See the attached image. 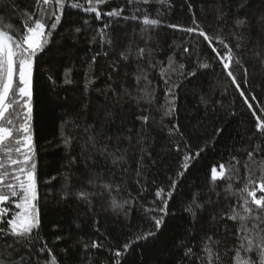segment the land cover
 <instances>
[{
    "label": "snow or ice",
    "instance_id": "obj_1",
    "mask_svg": "<svg viewBox=\"0 0 264 264\" xmlns=\"http://www.w3.org/2000/svg\"><path fill=\"white\" fill-rule=\"evenodd\" d=\"M185 2L187 3V0ZM249 4L250 0L237 2L234 27L240 31L232 33L233 39L237 41L245 39V28L249 31L251 29L247 17L240 18L238 15ZM153 6H156L155 18L151 11ZM173 7L172 0H119L118 3L117 0H29L28 5L21 8L15 0H0V264H32L33 256L29 254L33 245L37 243L40 245L37 252L41 256L47 253L49 259L42 261L36 257V264H59L58 258L49 248L41 232L40 179L33 126L34 70L35 61L49 46L64 16L73 10L89 17L83 20V26L94 32L89 43H99L101 48L85 70V92H88L98 79L92 74L97 57L100 55L107 57L115 45V27L132 23L135 30L139 26L141 38L146 45L151 44L152 30L161 26L184 34L181 44L174 40L175 47L169 45L166 60L156 58L155 49L150 46L138 47L135 52L128 46L119 53V59L110 65L112 71H118L121 61L125 64L131 60L136 61V70L132 73L135 92L132 88L122 87L123 96L133 101L141 113L136 117L141 127L136 130L135 144L132 143V129H129L128 135L124 137L129 145L138 147L135 178L132 181L137 189L135 194L128 179L131 170L129 148L115 147L114 150H110L112 145L107 141L101 143L97 134H94L95 130L91 124L81 125L74 121H66L61 127V144L71 157L67 162V170L62 174L65 180L62 199L72 196L79 203L85 204L89 212L95 210L96 201L99 200L102 206L106 205L105 211L110 209L114 215L122 214L128 222L132 210L136 209L141 213L142 223L150 222V227L141 228L133 238L128 239L120 248L114 249L108 243L106 234L101 232L99 221L94 220L93 228L99 236L91 239L90 243L81 236L78 243L82 244L84 252L89 253V249L103 250L112 256L110 264H125L134 246L146 244L157 238L166 226L168 216L174 215L170 213L169 204L182 178L215 139L214 137L213 141L195 152L192 151L185 134L173 121L178 111L177 90L185 81L202 74L201 70L212 68L211 60L214 59L219 61L227 79L235 86L243 98V103L251 112L255 131L250 139L255 137L259 143L247 151L243 177L240 176L239 161L236 157H230L228 162L215 163L210 169V191H216L218 182L228 181L224 189L225 199L232 198L233 202L228 205L227 212L221 211L219 220L215 213H210V219L214 224L231 221L236 225L234 231L227 224L224 225V231L232 240L231 245H226L221 251L219 228H214L212 232L200 237L198 251L195 250L196 242L193 241L188 246V238H185L179 242L184 248L179 264H225V258L227 264H264V103H257L254 108L250 100L256 101L257 97L251 92L246 95L243 90L248 87L247 68L237 54L242 44L237 43L233 48L220 34V30L210 33L194 13L188 26L163 19L165 11L171 12ZM188 10L192 12L190 3ZM5 12L8 15H5ZM13 13H19L16 18L18 24L14 22ZM227 16L223 5H218L217 20L224 21ZM93 19L100 22L94 29ZM260 19L264 20V16ZM74 31L80 33L82 28L76 27ZM204 42H207V49H210V52L201 47ZM106 45L109 51L105 50ZM193 52L196 53L197 59L193 61L195 67L189 70L184 59L191 57ZM255 56L264 60V50H257ZM141 61H146L147 67L143 66ZM237 66L244 71L243 88L233 70ZM72 72V68L65 70V84L74 83ZM153 73L158 74L160 81L163 82L162 102L159 95L161 85L154 82ZM111 79L109 75V80ZM107 89L113 92L117 100L122 98L121 93H117L112 84H108ZM202 102L207 103V100L202 98ZM153 111L159 114V120ZM166 119L170 126L165 123ZM150 124L166 128L169 137L175 140V150L184 152L178 162L175 177L168 176L169 183L166 187L159 184L155 178L148 177L151 166L145 163V158L151 159L153 165L156 163L149 151L151 143L146 135ZM222 131V128H216V136ZM81 134H84L86 139L80 145L79 153L72 155L73 144ZM110 139L109 137L108 140ZM97 155L104 160L102 166L96 159ZM109 161L111 168L107 166ZM81 164L87 178L79 187L70 190L71 177L77 175L72 168ZM80 178L81 175H77V179ZM55 179L56 177L52 176L45 183H51ZM241 180L242 185L234 187V182L239 183ZM149 185L156 186L155 199L144 204L143 198L149 192ZM216 196V200L209 198L201 202L199 193H194L192 199L184 206V211L193 221L192 227L188 230L189 237L195 233V222L199 214L203 213L206 206H214L219 202V192H216ZM56 227L54 225L53 229ZM55 239L58 241L63 237L57 235ZM21 242H24L25 252L17 247ZM91 259L92 254L89 253V264Z\"/></svg>",
    "mask_w": 264,
    "mask_h": 264
},
{
    "label": "trees",
    "instance_id": "obj_2",
    "mask_svg": "<svg viewBox=\"0 0 264 264\" xmlns=\"http://www.w3.org/2000/svg\"><path fill=\"white\" fill-rule=\"evenodd\" d=\"M15 2L19 7L24 8L29 0H15ZM237 2L238 0H187L186 3L185 0H172L174 7L171 12L165 11L163 19L170 23L180 22L188 26L191 24L194 13L210 33L220 30V34L233 48L237 43H241L242 47L237 54L243 59L247 68L248 84V87L243 90L246 95L251 92L257 97L256 101L250 100L255 108L257 103H264V60L255 56L257 50H264V20L260 19L264 16V0H250V4L239 12V17L246 16L251 24L250 31L248 28L244 29L245 39L243 41H237L232 36L234 31L237 33L240 31L234 27V20L237 18L235 12ZM188 3L192 5V12L188 10ZM218 5H223V9L228 13L224 21H218L216 18ZM151 11L155 18L156 6H153ZM5 15L8 13L5 12ZM18 16L19 13H13L14 22L17 24L19 23L16 19ZM87 18L89 17L86 14L75 10L67 13L53 34L49 46L35 61L33 126L40 179L41 232L49 248L58 258L59 264H89V253L92 254L91 264H110L112 256L109 253L91 249L89 253H85L82 244L78 243L81 236L89 243L91 239L99 236L93 228L94 220L99 221L101 232L106 234L108 243L114 249L120 248L128 239L133 238L141 228L150 227V222L142 223L141 213L136 209L132 210L130 222H128L122 214L117 216L110 209L105 211L106 205L102 206L99 200L96 201L95 210L89 212L85 204L79 203L72 196L62 199L65 186L62 174L67 170V162L71 158L61 144L62 125L66 121H74L81 125L91 124L95 130L94 134H97L101 143L107 141L112 145L110 150H114L115 147L129 148L131 170L128 173V179L135 194L137 189L132 181L135 178L138 147L134 148L129 145L124 137L128 135V130L132 129V143L135 144L136 130L141 127L136 117L141 113L133 101L123 96L122 87L132 88L135 92L132 73L136 70V61L131 60L128 64L121 61L118 71H112L110 65L119 59V53L128 46H131L133 52L138 47L150 46L155 49L156 58L166 60L169 55V45L175 47L174 40L177 44H181L184 36L179 31L161 26L152 30L151 44L146 45L144 39L141 38L139 26L135 30L132 23L123 27H115V45L110 51L108 46H105V50L109 51L107 57L103 55L97 57L92 74L98 79L92 88L85 92V70L93 56L101 51L99 43H89L94 32L83 26V20ZM99 23L93 19V29L99 26ZM76 27H81L82 31L76 33L74 31ZM201 47L207 49V42H204ZM207 50L210 52V49ZM196 59L195 52L191 57H185L184 62L189 70L195 67L193 61ZM140 63L147 67L146 61ZM211 63L212 68L201 70L202 74L195 79L185 81L177 90L178 111L173 121L185 134L193 152L213 141L215 137L214 143L206 147L182 178L169 204L170 213L174 215L168 216L166 226L158 237L146 244L134 246L125 264H179L184 251L179 242L188 238V246H190L195 241L197 244L195 250L198 251L200 237L212 232L214 228L220 229L218 238L222 241L221 251L226 245L232 243V240L228 238V233L224 231V225L227 224L232 231L235 230L236 225L231 221L214 224L210 219V213H215L219 220L221 211L227 212L228 205L233 202L232 198L225 199L224 189L228 183L226 180L218 182L215 192L210 191V169L215 163L228 162L230 157H236L239 161L240 176L243 177V165L247 158V151L252 150L259 142L255 137L250 139L255 131L254 119L243 103V98L227 79L219 61L212 59ZM68 68L73 69L74 83L70 85L64 83V72ZM233 70L243 88L244 71L238 66ZM109 75L112 77L111 80H109ZM152 79L161 85L159 95L162 102L163 82L156 73H153ZM108 84H112L115 91L121 93V99L117 100L113 92L107 89ZM202 98L207 100V103H203ZM257 112L259 114L258 109ZM153 114L159 120V114L155 111ZM165 123L170 126L167 119ZM216 128L223 129L219 136L215 134ZM146 135L151 143L149 151L156 161L153 165L151 159L145 158V163L151 166L148 177L149 179L155 178L159 184L166 187L169 183L168 176L175 177L178 162L184 152L175 150V140L169 137L167 129L163 126L150 124ZM109 137L110 140H108ZM85 139L84 134L77 136L73 144L72 155L79 153L80 145ZM96 159L100 161L101 166L104 164V160L99 155ZM107 166L112 167L110 161ZM72 171L81 175V178L77 179V175L71 177L70 190L79 187L87 178L83 173L82 164L73 166ZM52 176L56 179L51 183H45ZM117 178H119V173H117ZM242 182V180L239 183L234 182V187H240ZM155 190V185H149V192L143 198L144 204L155 199ZM216 192H219V202L214 206L205 207L195 222L194 235L189 237L188 230L192 227L193 221L191 216L184 211V206L192 199L194 193H199V200L203 202L209 198L216 200ZM54 225L57 226L55 230ZM57 235L62 236L63 239L57 241L55 239ZM17 247H20L22 252L26 251L24 242ZM38 247H40L38 243L34 244L29 254L33 256L32 264H36V257L42 261L49 259L47 253L41 256L37 252ZM225 264H227V258H225Z\"/></svg>",
    "mask_w": 264,
    "mask_h": 264
}]
</instances>
